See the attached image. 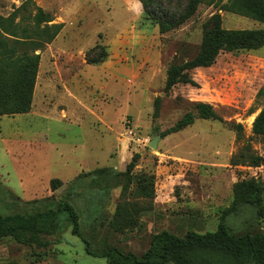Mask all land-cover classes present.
Masks as SVG:
<instances>
[{"label":"rangeland","instance_id":"rangeland-1","mask_svg":"<svg viewBox=\"0 0 264 264\" xmlns=\"http://www.w3.org/2000/svg\"><path fill=\"white\" fill-rule=\"evenodd\" d=\"M24 1L0 0V15L9 17ZM32 1L51 23L64 27L40 51L30 112L0 116L1 190L25 203L58 199L74 185L70 201L89 222L90 189L109 182L101 214L82 234L95 247L108 236L136 254L163 230L181 237L189 230H215L239 181L256 179L264 204V136L253 132L264 109V46L222 51L211 66L183 71L167 89L170 70L200 54L214 14L228 30H263L264 23L202 3L162 34L139 0ZM157 1L173 9L167 0ZM97 46L107 57L88 64L87 53ZM200 103L211 106L215 118L199 117ZM188 113L195 115L192 125L165 133ZM135 154L139 158L128 176L92 175L103 169L125 172ZM251 157L259 163L252 164ZM84 174L89 175L79 183ZM139 174L154 176V199L138 194ZM52 180L61 182L55 190ZM118 206L128 207L134 219L133 231L125 235L108 228ZM133 206L152 211L136 215ZM58 224L54 234L41 236L46 246L0 239V264H107L86 251L65 214ZM251 230L264 233V218Z\"/></svg>","mask_w":264,"mask_h":264},{"label":"trees","instance_id":"trees-1","mask_svg":"<svg viewBox=\"0 0 264 264\" xmlns=\"http://www.w3.org/2000/svg\"><path fill=\"white\" fill-rule=\"evenodd\" d=\"M139 1L148 20L155 22L162 34L193 16L202 3L220 5L225 11L264 23V0L165 1L173 6L172 10L162 9L157 0ZM52 21L32 0H25L9 17L0 15V116L26 114L32 109L41 62L40 51L51 44L64 27L63 23ZM221 24V16L214 14L207 26L200 54L184 66L170 70L167 89L176 83L183 71L211 66L222 51L257 50L264 46V29L228 30ZM101 50L97 46L89 51L87 63L95 65L103 62L107 53ZM196 108L199 117L215 118L211 106L200 103ZM194 120L195 115L188 113L165 133L178 132L192 125ZM253 132L264 136V109L254 121ZM138 158V154L132 157L125 172L103 169L92 175L102 178L110 173L113 180L118 176H128L134 170ZM251 160L256 165L260 158L251 157ZM88 175L84 174L77 181L83 183ZM136 179L138 194L154 199V176L139 174ZM59 185V180H52L53 190ZM1 191L0 239L10 237L19 243L46 246L41 236L54 234L59 228L60 216L65 214L71 223L72 234L81 238L86 251L105 258L107 264H264V233L251 230L254 223L264 218L263 187L254 178L236 183L234 200L222 211L215 230L205 233L189 230L183 237L163 230L151 237L149 246L140 254L121 249L108 236H101L99 246L95 247L82 234L84 225L96 221L101 214L110 195L109 182L93 185L90 189L88 207L93 218L89 222L82 219L79 210L70 201V196L75 193L74 185L68 188L65 196L58 199L52 197L25 203L8 189ZM151 211L152 207L143 211L134 209V213L140 216L148 215ZM134 226L133 216L126 206H118L108 221V228L114 234L125 235Z\"/></svg>","mask_w":264,"mask_h":264},{"label":"water","instance_id":"water-1","mask_svg":"<svg viewBox=\"0 0 264 264\" xmlns=\"http://www.w3.org/2000/svg\"><path fill=\"white\" fill-rule=\"evenodd\" d=\"M158 139H159V137H155V139L150 143V147L156 148Z\"/></svg>","mask_w":264,"mask_h":264}]
</instances>
